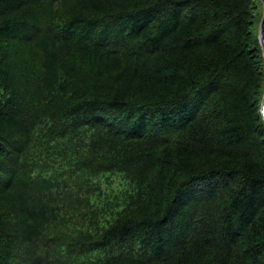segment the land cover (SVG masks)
Returning a JSON list of instances; mask_svg holds the SVG:
<instances>
[{
	"label": "trees",
	"instance_id": "1",
	"mask_svg": "<svg viewBox=\"0 0 264 264\" xmlns=\"http://www.w3.org/2000/svg\"><path fill=\"white\" fill-rule=\"evenodd\" d=\"M261 7L0 0V264H264Z\"/></svg>",
	"mask_w": 264,
	"mask_h": 264
},
{
	"label": "water",
	"instance_id": "2",
	"mask_svg": "<svg viewBox=\"0 0 264 264\" xmlns=\"http://www.w3.org/2000/svg\"><path fill=\"white\" fill-rule=\"evenodd\" d=\"M262 2H263V5H264V0H262ZM259 43L261 45V48H262L263 54H264V14H263V18H262V21H261V24H260V27H259ZM261 112H262V116H263V119H264V97H263Z\"/></svg>",
	"mask_w": 264,
	"mask_h": 264
},
{
	"label": "rangeland",
	"instance_id": "3",
	"mask_svg": "<svg viewBox=\"0 0 264 264\" xmlns=\"http://www.w3.org/2000/svg\"><path fill=\"white\" fill-rule=\"evenodd\" d=\"M262 1V0H261ZM263 3V2H262ZM259 11H257L261 16L260 18L262 19L263 18V14H264V7H261L258 9ZM262 21V20H261ZM261 24V23H260ZM260 27V26H259ZM258 39H259V32H258ZM106 188V186H104ZM107 189V188H106ZM115 192H119L117 188H115Z\"/></svg>",
	"mask_w": 264,
	"mask_h": 264
}]
</instances>
